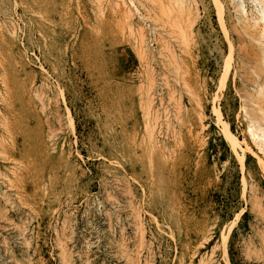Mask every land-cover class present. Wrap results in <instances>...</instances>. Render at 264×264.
<instances>
[{
  "label": "rangeland",
  "instance_id": "374dc122",
  "mask_svg": "<svg viewBox=\"0 0 264 264\" xmlns=\"http://www.w3.org/2000/svg\"><path fill=\"white\" fill-rule=\"evenodd\" d=\"M192 1L0 0V264H264L261 46Z\"/></svg>",
  "mask_w": 264,
  "mask_h": 264
},
{
  "label": "bare ground",
  "instance_id": "6f19581e",
  "mask_svg": "<svg viewBox=\"0 0 264 264\" xmlns=\"http://www.w3.org/2000/svg\"><path fill=\"white\" fill-rule=\"evenodd\" d=\"M160 1V0H159ZM166 1V0H165ZM195 1V0H194ZM217 2H220V4H222L221 3V1L220 0H216ZM234 1H236V0H234ZM168 2V1H167ZM166 2V3H167ZM171 2V1H170ZM173 2H175L176 4H177V6H179L182 10H183V12H185V11H188L189 13L190 12H192V13H194L195 12V5H196V3H195V5H194V2L192 1V0H173ZM250 2V1H249ZM166 3H165V5H166ZM169 3V2H168ZM168 3H167V5H168ZM253 3H254V5L256 6V11H257V14L256 15H254L253 13H251L250 14V12L248 11V10H246V8H245V6H244V4H243V2L242 1H239V0H237V4L235 3V5H236V7H237V11H238V13H239V15H238V17H239V19H238V25L239 26H241L240 28H242L243 29V31H244V33H246L247 34V36H249V37H251V39H252V41L255 43V44H257V45H259V46H261V48L260 47H258L259 49H260V52H258L259 54H257L256 55V53H255V55L257 56H255L254 55V51L253 52H251L250 50H248V49H246L245 48V46H244V44H242L241 43V45H243L244 46V49H245V51H247L246 52V60H244V62H245V65L243 66V70H245L244 72L245 73H247V80H249L250 78V80H252V81H254V78L253 77H258L257 79H259V78H261L262 77V73H264V0H253ZM132 4V3H131ZM163 4V3H162ZM171 4V3H170ZM169 4V5H170ZM259 5H261V8H259ZM162 6H164V5H162ZM172 6V5H171ZM170 6V7H171ZM174 6H176L175 4L173 5V7ZM126 7V6H125ZM136 8L134 5L133 6H131V8ZM156 7V6H155ZM168 7V6H167ZM173 7H171L170 9H172ZM118 8V7H117ZM164 8V7H163ZM175 8V7H174ZM173 8V10H175ZM179 8V9H180ZM115 9V8H114ZM127 9H128V7H127ZM166 8H164V10H165ZM178 9V8H177ZM176 9V10H177ZM195 9V10H194ZM129 10V9H128ZM163 10V11H164ZM172 10V11H173ZM182 10H181V12H182ZM116 11V10H115ZM170 11V10H169ZM165 12H166V10H165ZM171 12V11H170ZM175 12V11H174ZM178 12V11H177ZM180 12V11H179ZM196 12H197V10H196ZM129 14H130V11L128 12ZM131 13H132V11H131ZM162 13V12H161ZM176 13V12H175ZM125 14H126V12H125ZM127 15V16H129L130 17V15ZM174 14V13H173ZM179 13H177V15H178ZM167 15V14H166ZM176 15V14H175ZM174 15V16H175ZM134 16V15H133ZM170 16V15H169ZM181 16H182V14H181ZM186 16H188V15H186ZM128 17V18H129ZM179 17H180V14H179ZM196 17H198L197 15H196ZM237 17V18H238ZM174 18V17H173ZM178 18V17H177ZM182 18V17H181ZM186 18V17H185ZM188 18V17H187ZM186 18V19H187ZM193 18V17H192ZM170 19V18H169ZM188 19H190V18H188ZM188 19L186 20V21H188ZM194 19H195V16H194ZM194 19H192L191 20V23L189 24V25H184L182 22H183V20H182V24H183V27L184 26H186V31H185V33L184 34H182V36L184 35V36H186V38H185V40H184V42L185 41H187L188 39H189V36H191V34L193 33L192 32V30H190L192 27H193V25H194V23H195V21L197 20V18H196V20H194ZM219 19H220V22L222 23V25H223V30L224 31H226V29H225V25H224V18H223V8L221 7V6H219ZM194 20V21H193ZM180 23V22H179ZM178 25V24H177ZM180 25V24H179ZM141 27H143V25L141 26ZM179 28H180V26H179ZM235 29H237L236 27H234ZM143 29V28H142ZM241 29V30H242ZM183 30H185V29H183ZM238 30V29H237ZM182 31V30H181ZM181 31H179V32H181ZM171 32V31H170ZM169 32V33H170ZM172 32L174 33V31L172 30ZM178 33V32H177ZM177 33H175V34H177ZM182 33V32H181ZM181 33L179 34V35H181ZM235 33H236V31H235ZM226 34V33H225ZM174 35V34H173ZM189 35V36H188ZM227 35V34H226ZM141 36V35H140ZM187 36H188V39H187ZM241 36V35H240ZM175 37V36H174ZM141 38V37H140ZM173 38V37H172ZM179 39V38H178ZM177 39V40H178ZM187 39V40H186ZM238 39V38H237ZM192 40V39H191ZM190 40V41H191ZM178 41H180V39L178 40ZM189 41V40H188ZM192 41H194V40H192ZM191 41V42H192ZM243 41V40H242ZM241 41V39H240V42H242ZM249 41V40H248ZM169 42V41H168ZM167 42V44L169 45V43ZM181 42V41H180ZM179 42V43H180ZM184 42H182V43H184ZM244 43H245V41H243ZM141 43V42H140ZM146 43H147V41H145V42H142L141 43V46H142V48L146 45ZM177 43V42H176ZM186 43V42H185ZM187 43H189V42H187ZM250 43V42H249ZM253 43V44H254ZM166 44V45H167ZM229 44H231L230 42H229ZM246 44V43H245ZM250 44H252V43H250ZM192 45V44H191ZM241 45H240V47H241ZM140 46V47H141ZM165 46V45H164ZM185 46L187 47V45L185 44ZM231 45H229V47H230ZM251 46V45H250ZM249 46V47H250ZM169 47V46H168ZM167 47V49H170V48H168ZM179 47V46H178ZM238 47V46H237ZM251 47H254V46H251ZM256 47V46H255ZM234 47H233V45L229 48V50L230 49H233ZM258 48H257V50H258ZM249 49H252V48H249ZM262 49V50H261ZM182 51H181V53L183 52L184 53V50L183 49H181ZM236 50V49H235ZM240 50V49H239ZM253 50V49H252ZM256 50V49H255ZM256 50V51H257ZM186 51H187V49H186ZM233 51V50H232ZM188 52V51H187ZM168 53H169V51H168ZM190 53V52H189ZM188 53V54H189ZM245 53V52H244ZM244 53H243V56H244ZM232 54V53H231ZM142 55V54H141ZM169 55H171V57H172V59H174L175 58V60H177L178 58H179V56H178V54H177V51L175 50V49H173V48H171V54H169ZM168 55V56H169ZM230 58L228 59L229 61L228 62H232V55L231 56H229ZM191 58V57H190ZM196 59V58H195ZM242 59V58H241ZM244 59V58H243ZM168 60H169V58L167 59V62H168ZM170 61V60H169ZM173 63H177V62H173ZM172 63H170V65L169 66H172L171 65ZM182 64V63H181ZM180 64V65H181ZM174 65V64H173ZM177 65V64H176ZM228 65V64H227ZM175 67V66H174ZM229 67V66H228ZM228 67L226 66L225 67V70H224V72L226 71V69L228 70ZM231 67V66H230ZM175 68H177V67H175ZM230 69V68H229ZM235 72V71H234ZM243 72V74H245ZM224 74V73H223ZM264 75V74H263ZM181 76V75H180ZM183 76V75H182ZM223 77H224V75H223ZM245 77V76H244ZM264 77V76H263ZM262 77V79H261V81H258L257 82V80H255L254 82H255V84H257V86H256V90L257 91H255V90H253V93H254V91L255 92H257V93H254V94H257V96L258 97H264V78ZM180 78H182V77H180ZM256 79V78H255ZM234 80V79H233ZM249 80V81H250ZM263 80V81H262ZM251 82V81H250ZM186 84V83H185ZM186 86V88H187V85H185ZM185 88V87H184ZM251 88V87H250ZM254 89V88H253ZM189 90V89H188ZM248 90V89H247ZM245 91V90H244ZM247 92V91H246ZM245 92V93H246ZM249 94V95H248ZM246 93V95H248V96H251V95H253L252 93L250 94V92L249 93ZM255 97H256V95H255ZM254 98V97H253ZM41 99V98H40ZM194 100V99H193ZM199 102V101H198ZM256 105H257V103H256ZM260 105V104H259ZM261 106V105H260ZM215 107V106H214ZM257 107V106H256ZM255 109V108H254ZM260 109V108H259ZM263 109L264 108H262V110L261 111H263ZM214 112H215V114H216V116L218 117V120H219V122L221 123V125H222V127L224 126V128H223V130H225V134H226V137L229 139V141H230V143L232 144V146L231 147H233V149L236 151L240 146H241V144H242V141L240 140V139H238V137L237 136H235L232 132H231V130H230V128H229V126H228V124L225 122V120L223 119V116H222V113H221V110L216 106L215 108H214ZM259 112V111H258ZM260 113V112H259ZM256 116V115H255ZM262 116H263V113H262ZM262 116H261V118H262ZM217 119V118H216ZM71 120V119H70ZM200 120V119H199ZM263 120H264V118H263ZM202 121V120H201ZM251 123V122H250ZM257 123V122H256ZM202 126V125H201ZM254 126V125H253ZM252 126V127H253ZM252 129V128H251ZM254 129V128H253ZM248 131H249V128H248ZM252 131V130H251ZM252 133V132H251ZM254 136H255V139H256V141H258V143H260V148H261V150L263 151V153H264V128L263 129H256V131L254 132V134H253ZM253 136V137H254ZM258 146V147H259ZM232 149V150H233ZM233 150V151H234ZM242 150V149H241ZM241 156V155H240ZM241 159H243L242 157H241ZM242 163H243V161H241ZM263 163V162H262ZM256 200V199H255ZM257 203V202H256ZM258 205V204H257ZM257 208V207H256ZM256 208H255V210H256ZM264 211V210H263ZM264 214V213H263ZM262 217V216H261ZM229 227V226H228ZM141 229V228H140ZM230 232V231H229ZM230 234V233H229ZM225 241V240H224ZM225 254H226V256L228 257V251H227V249L225 248ZM129 257V256H128ZM227 259V258H226ZM137 263V262H136ZM133 264H134V262H133Z\"/></svg>",
  "mask_w": 264,
  "mask_h": 264
}]
</instances>
